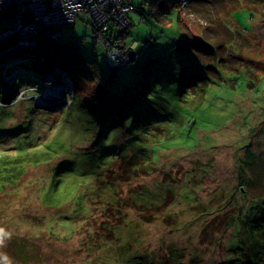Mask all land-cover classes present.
Masks as SVG:
<instances>
[{"label":"rangeland","instance_id":"rangeland-1","mask_svg":"<svg viewBox=\"0 0 264 264\" xmlns=\"http://www.w3.org/2000/svg\"><path fill=\"white\" fill-rule=\"evenodd\" d=\"M151 1L133 0L132 25L122 41L136 56L115 77L107 46L84 11L60 28L62 37L50 36L61 48L52 55L59 64L48 71L21 67L28 55L16 54V42H5L17 32L0 39V156L22 152L29 142L49 159L30 164L14 188L0 186V264H149L165 258L173 264L179 257L183 264H219L231 256L236 231L223 225L224 215L251 198L236 192L240 159L254 156V171L247 172L264 182V0H204L201 13L192 0H180V10L175 0H161L165 13L154 15ZM120 31L114 28L113 35ZM206 36L231 40L223 54L211 49L208 61L220 76L206 69L208 61L196 50V43L212 42ZM32 72L37 77L24 75ZM145 76L150 80L138 88ZM53 86L65 95L51 105L37 103ZM204 88V100L194 101L191 91ZM141 89L140 96L155 95L159 107L142 111L124 102L103 112L99 100L112 90L131 99ZM144 114L145 123L152 120L145 132L137 131L160 156L146 157L147 174L136 175L120 169L130 154L122 145L134 139L128 128ZM102 158L113 160L110 167ZM52 166L61 167L56 188L49 187ZM115 182L127 197L119 214L105 213L102 203L81 195L96 197V187ZM254 188L259 195L263 184ZM46 192H54L52 200L44 201ZM232 194V206H225Z\"/></svg>","mask_w":264,"mask_h":264},{"label":"trees","instance_id":"trees-1","mask_svg":"<svg viewBox=\"0 0 264 264\" xmlns=\"http://www.w3.org/2000/svg\"><path fill=\"white\" fill-rule=\"evenodd\" d=\"M26 4V3H25ZM130 9L127 12V18L129 20V26L127 28H122L120 25H118L114 20H111L110 22V29H107L104 31L102 34L103 38L106 40H109L113 43H117V47L121 46L124 47V49H129V47L124 44L122 41V38L125 33H127V29L132 25L130 18H129V11L133 9V0H130ZM164 2L161 0H152L151 1V9H150V14H153L155 12H160V13H165V8H164ZM180 5V0H175L173 3V6H179ZM191 5L193 8L197 10V12L201 13L202 8L204 6V0H192ZM22 8V5L18 3H5L0 5V33L5 31L7 28V25L2 26L6 20V15H13L15 12L20 11ZM179 8V7H178ZM180 10V8H179ZM79 11H84L87 13H90L89 11L86 10H78L75 14V17ZM91 15V14H90ZM161 15V14H160ZM23 16L25 18L31 17V13L29 11H24ZM74 17V19H75ZM92 17V15H91ZM93 23L94 22V18ZM170 19V18H169ZM160 20H162L160 18ZM178 22L181 23V17L180 14L178 15L177 18ZM69 21L64 22L63 24L59 25V29H62V26L65 23H68ZM182 24V23H181ZM121 28V31L117 36L113 35L114 28ZM185 27V26H184ZM189 29L187 26L185 27ZM60 29V30H61ZM190 30V29H189ZM188 31V30H187ZM190 36L194 35L193 32L188 31ZM94 33L96 34L97 38V29L94 24ZM21 35L20 34H14L9 39L5 40L6 44L8 43H18ZM62 37V36H61ZM150 39L146 42L143 43L144 49H147L149 47V44L152 41L153 37V32H151ZM207 37V36H206ZM222 37V36H221ZM221 37L214 38L213 39L209 38L212 42L211 43H205L204 45H201L199 43H196V50L200 51L203 58H205L207 61L211 60V49H217L220 51L221 54L225 53L226 49L228 48L227 43L231 42V40L224 38L222 39ZM35 38L37 40L36 46L31 49L30 47H25L23 45H17L16 47V54H25L28 55L27 61H23V65L21 67L23 69H29L31 70L32 66H38L39 69L43 72L48 71L51 67L49 65H57L59 64L58 61L56 60L55 57H52L53 54H56L59 52L61 48L60 42H58V39H53L52 37L48 36L45 34V30L43 25L41 24V27L39 28V32L35 35ZM183 38H188L187 36H183ZM60 40V39H59ZM147 45L145 46V44ZM34 51L36 53L35 57L32 59L31 55H34ZM136 56V52H135ZM134 56V57H135ZM47 59H46V58ZM31 58V59H30ZM134 60V58H132ZM129 61V65H125L123 63H118L116 65H111L110 62L108 61V51H107V62L109 67L114 71L113 72V77L118 75L117 69L120 66H126V67H131V60ZM149 60L151 58H148ZM154 59V58H153ZM13 60V59H12ZM148 60V62H149ZM206 62L208 65L206 66V69L214 76L216 77L217 75L220 76L218 73L217 69L215 68V65L213 66L210 62ZM14 63L11 64L12 67H14L17 63V60H13ZM147 62V63H148ZM20 67V66H19ZM32 73H27L24 74L26 76H29L31 78L37 77L36 74ZM195 74L198 76L202 75L203 73L201 71H197ZM140 76V75H138ZM44 79V78H43ZM122 82L124 83L123 85L126 87H130L131 89H137L135 88V85H129L128 81H125V78H122ZM138 80V79H137ZM150 78L144 77L142 79V83L139 85L140 86H146V82H148ZM139 81V80H138ZM185 86V84H184ZM194 88V86H193ZM144 89V88H143ZM191 90V89H190ZM196 90V89H195ZM110 92V91H109ZM113 94L107 95V97L104 100H99L102 103V108L103 112L108 111L109 109H115L117 106L119 109L123 106V103L125 102L127 104V107L129 109L136 108L137 110H142L144 108H147L146 106L149 105H154L155 107H159L160 102L156 101V96L155 95H149V96H140L142 93L141 91L137 92V94L131 98V99H125L119 92H116L112 90ZM207 90L204 88L203 90L201 89L200 92H197L195 94L193 91H191V98L194 99V101H198V103H201L202 100H204L206 96ZM159 95V93H157ZM198 98H195V97ZM125 100V101H124ZM16 102V97L12 99L11 104H14ZM179 102V101H177ZM166 107V105L164 104ZM167 108V107H166ZM158 117V116H157ZM160 118V117H159ZM161 119V118H160ZM152 120L151 118H148V122L145 123V114H144V120L141 119L139 116L138 118H135L134 121L131 123V126H129L128 129L133 130V137L134 139H127V142L123 143L122 149L124 152L128 151L130 154H124L123 155V160H124V165L120 166V169L123 168L125 171H129L131 173L135 172L136 175H141L142 173H146V163L145 159L146 157H150V161H152L153 158L156 157L157 150L153 148L146 147L144 145V134L142 132H138L137 130L144 131L148 127L149 121ZM158 125L156 126V128ZM137 131V132H136ZM147 140V139H146ZM163 140V139H162ZM168 140V139H167ZM153 143V141H150V145ZM28 147L22 148L25 149L22 152H17L14 154L7 153L2 156H0V186L3 188L10 186L11 188L15 187V185H19V180L21 179L22 175L24 172L28 171V167L30 164L33 165H40L43 164L44 161H48L49 159H44L42 156L45 158L47 157V153L43 152L39 154L37 151V148H30V146H33V144L27 142ZM136 146V152L134 147ZM140 149V150H139ZM139 150V156L137 157L135 154H138ZM246 155V154H245ZM115 156V155H114ZM160 156V154L158 155ZM121 158L115 159L114 160H120ZM259 161L261 159L257 158ZM242 160L241 164V169L239 171L240 176L242 178L240 179V189L237 188L236 192H240L244 197L250 196L251 198L248 200V202L242 206H240L237 203L236 211L233 214L230 215H224L225 221L223 222V225L228 228L235 227L236 234L234 235L235 237L231 238L230 240V253L231 256L224 261L220 262L219 264H264V182H259V178H257V175H252V173L247 172V169H250L249 171H254V165L256 162V158L254 156H248L246 155L245 158L240 159ZM103 163L109 164L110 167V162L113 160H109V158H102ZM150 164V163H149ZM246 164V165H245ZM154 164H150L149 166H153ZM155 166V165H154ZM247 168H246V167ZM60 166H52V171H51V179H50V184L49 187L51 188H56L58 181L61 180L59 177L60 174ZM112 170V169H111ZM239 170V168H238ZM115 175V173H113ZM147 174V173H146ZM133 175V174H131ZM121 179V178H120ZM127 179V178H126ZM118 180V179H117ZM259 185L263 184V189L260 190L259 195L254 194L251 191L257 190L254 187H258ZM96 187V186H94ZM108 188L99 190L97 187V196L91 197L90 195L83 193L81 194L84 197L85 202H100L103 204L104 212L108 213L109 211H113L114 214H119L122 211V201H126L127 197L122 195V191L119 189L118 185H116V182L114 186H107ZM244 187V188H243ZM42 188H45L43 185ZM250 188V189H249ZM252 189V190H251ZM45 190V189H44ZM240 190V191H239ZM114 191V192H113ZM236 193V194H237ZM54 194V192H53ZM53 194L51 193H45L44 201L45 200H52L54 197ZM235 194L231 195L230 199L226 201L225 206L230 205V203L234 202ZM197 197V195H196ZM167 199V198H166ZM165 199V200H166ZM168 200V199H167ZM166 200V201H167ZM232 206V205H230ZM206 210L210 209L213 207V205H206ZM224 208V206H223ZM216 209H212V211H208L206 213H214ZM103 212V213H104ZM108 215V214H106ZM121 216V215H120ZM227 216V217H226ZM53 220V219H51ZM172 250L170 249L169 253H171ZM170 255V254H169ZM165 258V257H164ZM169 259V258H168ZM168 259H162L159 261V263L156 262H151L149 264H170V262L167 263ZM140 263V262H139ZM143 264V263H140ZM173 264H183V261L179 257L177 261Z\"/></svg>","mask_w":264,"mask_h":264},{"label":"built area","instance_id":"built-area-1","mask_svg":"<svg viewBox=\"0 0 264 264\" xmlns=\"http://www.w3.org/2000/svg\"><path fill=\"white\" fill-rule=\"evenodd\" d=\"M0 2H3L0 5L18 2L22 5L21 10L13 14L12 26L0 33V39L17 32L21 35V40L17 45L32 48L37 42L33 35L39 32L41 24L46 35L53 38L61 37L62 30L59 29V25L73 20L78 10H86L94 18L98 41H103L107 46L110 64L116 65L120 62L125 65L129 64L128 49L117 47L118 42L113 43L106 40L102 34L110 29L111 20L122 28L129 26L127 12L130 9V0H8V2L0 0ZM24 11H29L32 16L25 18Z\"/></svg>","mask_w":264,"mask_h":264},{"label":"bare ground","instance_id":"bare-ground-1","mask_svg":"<svg viewBox=\"0 0 264 264\" xmlns=\"http://www.w3.org/2000/svg\"><path fill=\"white\" fill-rule=\"evenodd\" d=\"M5 2H8V0H5ZM1 3H3V2H0V4ZM8 68H9L8 66H3V70L5 72H6V70H8ZM46 87H47V85H46ZM41 92H42L41 95L37 98V103L42 104V105H51L52 102H50V101L60 99L65 95V92H63L62 90L58 91L55 88V86H53V89L51 87V88H49V90L44 89Z\"/></svg>","mask_w":264,"mask_h":264},{"label":"water","instance_id":"water-1","mask_svg":"<svg viewBox=\"0 0 264 264\" xmlns=\"http://www.w3.org/2000/svg\"><path fill=\"white\" fill-rule=\"evenodd\" d=\"M6 16H7V17H6V20H5V21L8 22V24H7V28H9V27H11L12 24H13V22H12V18H13L14 15H6ZM7 28H6V30H7ZM128 55H129V57H130L131 59L134 58V56H135V51L132 50V49H130V50L128 51ZM63 104H65V103H63ZM36 105L39 106V104H37V103H36Z\"/></svg>","mask_w":264,"mask_h":264},{"label":"clouds","instance_id":"clouds-1","mask_svg":"<svg viewBox=\"0 0 264 264\" xmlns=\"http://www.w3.org/2000/svg\"><path fill=\"white\" fill-rule=\"evenodd\" d=\"M129 51V50H128ZM129 56V55H128ZM130 57H129V61H130ZM0 231H3L2 229H0ZM4 244V241L3 240H0V245H3ZM5 259H7V257H5Z\"/></svg>","mask_w":264,"mask_h":264}]
</instances>
